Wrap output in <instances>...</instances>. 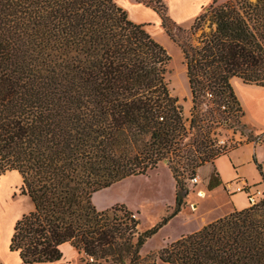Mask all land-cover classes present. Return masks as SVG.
<instances>
[{"label":"trees","instance_id":"16d2710c","mask_svg":"<svg viewBox=\"0 0 264 264\" xmlns=\"http://www.w3.org/2000/svg\"><path fill=\"white\" fill-rule=\"evenodd\" d=\"M138 1L159 13L182 50L190 126L167 79L170 54L115 0H0V176L18 171L33 202L10 249L27 264L60 261L65 243L87 264H264V205L235 209L143 256L157 228L141 230L125 205L93 203L95 192L168 159L179 211L182 176L220 155L205 150L207 93L242 118L232 78L264 86V0H213L181 36L163 0ZM220 184L212 173L209 187Z\"/></svg>","mask_w":264,"mask_h":264},{"label":"rangeland","instance_id":"374dc122","mask_svg":"<svg viewBox=\"0 0 264 264\" xmlns=\"http://www.w3.org/2000/svg\"><path fill=\"white\" fill-rule=\"evenodd\" d=\"M115 1L127 11L131 20L145 24L147 31L167 49L171 56L167 79L172 93L178 96L183 105L184 116L188 126H190V121L193 118V101L187 67L179 44L165 31L159 13L153 8L138 0ZM163 2L167 5L165 0ZM187 7L189 5H181L182 9H187ZM194 19L187 18L183 22L175 20L170 22L174 34L181 36L179 27L189 28ZM214 97H208L209 103L203 110L205 115L203 123L209 131V143L208 147L205 148L206 152L221 155L243 142L253 141L255 132L261 130L245 123L243 117L238 118L240 114L238 111L234 110L232 114L226 106L218 109V105L213 101ZM249 100L255 102L257 96L251 95ZM219 111L221 116L218 114ZM197 133L198 127L191 129L182 144L189 148L190 144L197 139ZM203 145H200L202 149H204ZM196 173L199 174L198 171ZM213 173L217 174L216 171ZM194 174L185 172L182 176L184 188L188 190V194L184 198V205L177 212H174V209L178 186L168 159L160 161L158 166L148 171L147 174L124 178L95 192L93 203L100 210L125 205L140 220L141 230L157 228L156 232L144 243L141 253L143 256L158 253L172 241L202 228L201 226L205 222H211L234 210L226 191L225 193L222 190L210 189L208 191L206 187L203 189L206 180L201 174L199 175L202 177L203 183L194 185L190 181ZM21 186L22 176L16 170L8 171L0 176V264H27L21 260L18 252L10 249L16 222L33 208L30 196L21 193ZM200 191H204L205 195H198ZM237 201L241 202L243 198L240 196ZM63 253V258L55 263L31 264H87L84 255L71 245H65ZM157 264L169 263L158 258Z\"/></svg>","mask_w":264,"mask_h":264},{"label":"crops","instance_id":"0c3cea01","mask_svg":"<svg viewBox=\"0 0 264 264\" xmlns=\"http://www.w3.org/2000/svg\"><path fill=\"white\" fill-rule=\"evenodd\" d=\"M165 1L167 2L170 16L177 22H183L187 18H196L202 9L212 0ZM183 4L189 5V7H187V9H182L181 5ZM232 84L244 110L243 119L245 123L250 124L255 129L264 130V86L246 83L239 77H233ZM251 95L257 96L255 102H250L249 96ZM257 132H255V134ZM261 158H264L263 146H255L252 141L239 144V146L230 149L226 153L214 158L213 161L207 162L198 168V173L206 180V185H203V189L206 187V189L210 191L209 181L212 173L216 171L221 180V184L212 188V190H222L224 193L226 191L234 210L247 208L248 203L245 195L243 193L230 194L226 186L237 177H245L252 182L261 180L262 174L256 165V159ZM240 196L243 198V201L238 202L237 200ZM209 222H205L201 227ZM65 245L71 244L65 243L63 247H65Z\"/></svg>","mask_w":264,"mask_h":264},{"label":"built area","instance_id":"2783aa9c","mask_svg":"<svg viewBox=\"0 0 264 264\" xmlns=\"http://www.w3.org/2000/svg\"><path fill=\"white\" fill-rule=\"evenodd\" d=\"M207 97L213 98L214 96L211 92H208ZM252 142L255 146L264 147V130L257 132ZM256 165L262 174L261 180L252 182L248 178L237 177L226 186L230 194L243 193L246 197L248 206L264 205V158L256 159ZM190 181L194 185L203 183L202 177L197 173L193 175ZM133 216L136 217L135 214Z\"/></svg>","mask_w":264,"mask_h":264},{"label":"bare ground","instance_id":"6f19581e","mask_svg":"<svg viewBox=\"0 0 264 264\" xmlns=\"http://www.w3.org/2000/svg\"><path fill=\"white\" fill-rule=\"evenodd\" d=\"M198 195L204 196V195H205V193H204V192H202V191H200Z\"/></svg>","mask_w":264,"mask_h":264},{"label":"water","instance_id":"95a60500","mask_svg":"<svg viewBox=\"0 0 264 264\" xmlns=\"http://www.w3.org/2000/svg\"><path fill=\"white\" fill-rule=\"evenodd\" d=\"M167 161V160H166Z\"/></svg>","mask_w":264,"mask_h":264}]
</instances>
